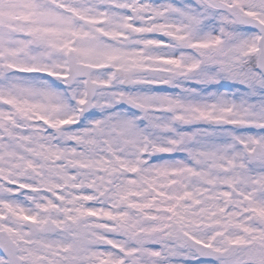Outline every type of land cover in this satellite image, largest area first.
Wrapping results in <instances>:
<instances>
[{
  "label": "snow or ice",
  "instance_id": "6c2138e0",
  "mask_svg": "<svg viewBox=\"0 0 264 264\" xmlns=\"http://www.w3.org/2000/svg\"><path fill=\"white\" fill-rule=\"evenodd\" d=\"M0 264H264V0H0Z\"/></svg>",
  "mask_w": 264,
  "mask_h": 264
}]
</instances>
